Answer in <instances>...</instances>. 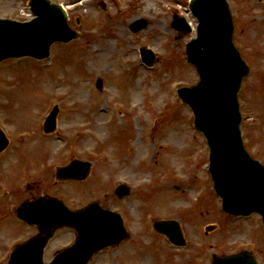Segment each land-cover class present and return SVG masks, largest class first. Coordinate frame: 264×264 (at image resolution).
<instances>
[{
    "label": "rangeland",
    "instance_id": "rangeland-1",
    "mask_svg": "<svg viewBox=\"0 0 264 264\" xmlns=\"http://www.w3.org/2000/svg\"><path fill=\"white\" fill-rule=\"evenodd\" d=\"M52 1L68 9L77 38L53 44L41 63H0V128L9 140L0 152V192H10L7 202L27 197L14 192L17 181H27L38 193L73 208L96 201L122 212L130 239L99 253L91 264H208L212 254L243 249L264 264L258 218L231 219L221 211L206 143L191 127L189 109L175 98L173 83L191 87L198 81L184 53L195 32L185 35L172 28L182 17L195 29L188 0ZM27 2L0 0V18L27 20ZM228 2L233 39L250 68L238 95L242 138L250 154L257 148L252 156L264 164V0ZM140 19L144 29L131 33L130 24ZM141 47L154 52L153 70L139 64ZM97 79L101 89L95 87ZM54 105L57 127L45 134L42 122ZM75 158L91 162L87 179L56 180L55 168ZM118 184L129 187L131 198L114 197ZM155 219L177 221L186 246L176 248L154 234L150 222ZM23 228L0 201L5 247L30 236L32 231ZM66 240L61 237L59 243Z\"/></svg>",
    "mask_w": 264,
    "mask_h": 264
},
{
    "label": "water",
    "instance_id": "water-1",
    "mask_svg": "<svg viewBox=\"0 0 264 264\" xmlns=\"http://www.w3.org/2000/svg\"><path fill=\"white\" fill-rule=\"evenodd\" d=\"M30 6L37 18L19 24L0 21V61L10 56L31 55L43 58L48 55L51 43L68 42L76 37L66 23V13L48 0H31ZM190 10L199 21L198 38L186 46L188 62L199 75V83L193 88L179 90L180 98L193 110L195 125L206 136L210 146V173L214 190L222 199V209L232 215H250L258 212L264 223V167L245 152L240 139V114L237 93L248 68L232 44V19L226 0H191ZM178 31L188 34L190 28L179 20L174 25ZM144 27L140 20L131 25L132 31ZM149 65L153 56L144 51ZM99 86L101 82H98ZM55 108L45 124V131L54 128ZM7 145L0 133V149ZM90 164L72 161L57 171L61 179L82 180ZM128 190L120 187L118 196ZM49 206V208L45 207ZM18 217L32 224L45 227L44 241L51 230L71 225L78 231L75 245L77 264H86L92 254L107 246L118 244L125 232L119 215L101 210L91 204L79 212H68L60 201L39 199L32 207L17 210ZM154 227L168 236L176 245L184 240L175 221L156 222ZM31 241L30 243H32ZM27 245L16 248L9 264H40L39 260L21 259ZM70 253H62L51 264H70ZM212 264H257L249 252L225 257L213 256Z\"/></svg>",
    "mask_w": 264,
    "mask_h": 264
},
{
    "label": "flooded vegetation",
    "instance_id": "flooded-vegetation-1",
    "mask_svg": "<svg viewBox=\"0 0 264 264\" xmlns=\"http://www.w3.org/2000/svg\"><path fill=\"white\" fill-rule=\"evenodd\" d=\"M30 192H31V193H30L31 195H29V197H28L27 199H33V198L37 197V195H38V190H37V188L32 189ZM38 196H39V195H38ZM38 232H39V231L36 230V231L34 232L33 235L38 234ZM71 242H72V241H71ZM71 242H68L67 244L64 243L62 246H61V245H58V246L54 247L53 252L51 253V257H52L54 254H56L58 251H60L62 248L69 246V245L71 244ZM45 253H46V252H45Z\"/></svg>",
    "mask_w": 264,
    "mask_h": 264
},
{
    "label": "bare ground",
    "instance_id": "bare-ground-1",
    "mask_svg": "<svg viewBox=\"0 0 264 264\" xmlns=\"http://www.w3.org/2000/svg\"><path fill=\"white\" fill-rule=\"evenodd\" d=\"M136 154L139 155L137 151H136ZM137 155H136V156H137Z\"/></svg>",
    "mask_w": 264,
    "mask_h": 264
}]
</instances>
